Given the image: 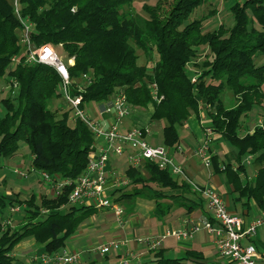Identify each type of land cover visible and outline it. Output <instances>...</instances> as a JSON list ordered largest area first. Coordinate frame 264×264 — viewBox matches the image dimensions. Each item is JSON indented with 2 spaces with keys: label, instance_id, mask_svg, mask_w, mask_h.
Instances as JSON below:
<instances>
[{
  "label": "trees",
  "instance_id": "16d2710c",
  "mask_svg": "<svg viewBox=\"0 0 264 264\" xmlns=\"http://www.w3.org/2000/svg\"><path fill=\"white\" fill-rule=\"evenodd\" d=\"M135 1L19 0V10L33 26L35 47L51 44L65 52L72 93L82 89L88 104L107 101L124 91L131 107L152 104V121H165L166 147L179 145V128L192 113L199 112L201 103L209 107L215 133L236 149L238 160L235 168L213 157L215 170L226 173L240 197L264 210V128L256 125L247 131L243 123L255 111L264 118V63L258 62L264 58V0L235 1L230 6L234 25L228 28L220 24L210 31L205 29L203 18L191 19L207 0H175L168 9L163 8L165 0H158L144 6L146 16L125 14L123 8ZM22 35L23 24L14 0H0V79L13 88L0 100L6 108V114L0 115V159L14 157L25 142L35 171L47 172L52 178L76 179L87 168L94 135L83 120L74 118L63 99L59 73L49 65L25 62L28 50ZM140 51L146 57L144 63L139 61ZM14 56L19 60L7 73ZM72 57L74 64L69 63ZM153 84H157L159 101L153 96ZM226 93L234 97L233 104L225 101ZM55 99H63V104L53 109L50 102ZM249 156L256 166L252 179L244 164ZM146 167L149 177L132 165L128 168L133 190H115L113 195L121 190L116 201L148 191L157 202L164 189L187 185L175 179L169 169L150 162ZM71 189L66 187L57 197L0 193V210L20 206L24 211L18 227L0 222V264H15L12 249L30 237L49 254L66 247L68 239L97 210L71 204ZM156 207L159 213L170 208L161 200ZM144 264L222 263L208 262L195 250L183 257H169L161 249Z\"/></svg>",
  "mask_w": 264,
  "mask_h": 264
},
{
  "label": "built area",
  "instance_id": "2783aa9c",
  "mask_svg": "<svg viewBox=\"0 0 264 264\" xmlns=\"http://www.w3.org/2000/svg\"><path fill=\"white\" fill-rule=\"evenodd\" d=\"M16 12L23 24L22 42L28 52L25 62L29 64H45L53 67L61 76L62 84L60 91L63 99L72 108L74 118L81 119L85 122L94 135L93 152L85 172L76 179L71 178H52L47 172H39L40 177L46 185L52 190V196L57 197L66 187H72L69 194V201L73 205L90 206L96 209L111 208L114 210L116 220L119 225L125 224V208L116 203L109 195V190L117 188L127 183V179L118 175L110 174L107 171V165L113 155L123 156L128 154V162L134 167L142 163L150 162L158 165L161 169H169L173 175H185L183 168L175 162L169 155V149L166 146L152 145L148 141V135L151 129L148 126L134 127L126 131L119 129V124L130 113L131 105L124 91H120L107 101H103L99 106L101 116H111L114 121L108 123L103 118H95L88 105L84 102V97L80 93L74 94L71 90V77L68 65L64 56L57 53L51 44H45L41 47H35L31 40L32 24L20 14L19 0H14ZM17 56L13 61L17 62ZM70 64H74V58L69 59ZM196 77L193 78V81ZM15 88L18 86L17 81H13ZM153 96L159 100L157 84H153ZM258 126L264 128V118L256 121ZM213 127H206L205 138L197 149V154L204 160L206 166H210L212 158L211 143ZM247 163L252 162V156L246 159ZM224 168V167H223ZM16 173L22 177H29L22 169H16ZM197 192L205 199L208 209L212 214L211 219H202L193 223L192 227L182 230L169 231L168 234L176 236L178 239L191 237L194 233L204 229L216 236V247L218 253L227 261L234 264H264L258 259V250L256 245L251 241L256 238L260 227H264V210L255 217L250 223L246 224L243 218L228 210L221 194L210 186H201L193 183ZM20 206L10 208L11 213L19 212ZM188 221V220H187ZM166 235L140 236L135 241L140 245H145L149 250L157 249L165 240ZM129 239H113L104 242L94 248L92 251L102 255H109L113 252H122L128 249ZM131 251L127 250L125 258L119 264H130L129 255ZM39 264H79L83 260L82 252H71L61 250L57 253H44L40 257H35Z\"/></svg>",
  "mask_w": 264,
  "mask_h": 264
},
{
  "label": "crops",
  "instance_id": "0c3cea01",
  "mask_svg": "<svg viewBox=\"0 0 264 264\" xmlns=\"http://www.w3.org/2000/svg\"><path fill=\"white\" fill-rule=\"evenodd\" d=\"M90 104L91 103H88L87 105ZM101 104L102 102L97 106H90L91 114L95 118H103V120L107 121L108 123H112L114 119L111 116H101L99 114V106ZM148 109L151 111L149 112L146 109L140 107H131L129 115L120 122L119 129L121 131H126L139 126H148L151 129L150 124H152L151 121L153 109L152 107H148ZM209 111L210 108L204 103H201L199 112L192 113L188 121L183 126H181L185 130L183 133H180L181 140L179 145L177 147L168 148L169 155L183 168L185 172V175H173V177L179 182H186L187 185L184 188L163 190V198H157V202L161 200L170 206V208L164 213H159L156 207V199L151 197L148 191L142 194L134 195L132 198L128 197L122 202L115 200L116 196L121 193V190H119L116 195H113L115 190L122 189L125 190L124 192L128 193L132 192L133 190L131 180L127 175V170L131 165L128 162L129 152H126V154L123 156L113 155L111 157L107 165V171L110 174L115 173L116 175L127 179L126 184L109 190V195L115 200V202L121 204L125 208V224L124 226H121L118 224L117 220H115L116 223L112 224L111 227H109L105 221H103V223L101 222V224H97L95 220H91L93 222L87 223L88 219H92L100 210L97 209L96 212L84 220V222L79 226L78 230L72 236L83 234L84 237L89 238L91 231L97 230L99 232L103 231L107 235H112L111 238L121 240L129 239L131 242L129 243L130 245L128 249H125L122 252H113L110 255H102L99 253L98 255L104 257V259L101 258L100 260L89 256L88 258H85V261L82 260L83 264H119L121 260L127 256V250L132 252L131 255H129L131 260L130 264H144L154 258L156 250L161 249H163L165 254L169 257H183L187 251L195 250L203 253L208 262L222 264L229 263V261H225V259L219 255L215 244L216 236L208 230L202 229L194 233L191 237L183 239H178L176 236L168 234L169 231L190 228L192 227L193 223L199 222L202 219H210L212 217L204 197L195 190L193 183L201 186H210L217 190V192L221 194L223 200L225 201L228 210L243 218L246 224L250 223L262 212L260 209H258L254 201H250L245 197L239 196V193L236 191L235 186L228 179L226 173L217 172L213 162H211L210 166H206V164L197 160V149L205 138L206 127H212L213 125L209 116ZM246 125L247 124H245V128L247 131H250L254 128L248 127L249 125L246 127ZM163 127V121L157 120V130L163 131ZM226 142L227 141L224 137L214 133L211 143V152L209 155L211 158L217 157L219 162H227L229 164L232 163L236 168L238 165L237 151L233 146L227 147ZM162 145L165 146L164 138ZM157 146L161 145L157 144ZM122 159H124L126 166L124 165ZM146 163L147 162L142 163L140 166L135 168H137L145 177H149V171L146 167ZM244 164L247 165V174L249 175L248 170H253V178H255L256 169H253L251 166L252 164L247 163L246 159L244 160ZM242 177L245 182V175L242 174ZM2 180L3 182L6 181V175L2 177ZM35 182L36 178L30 181L32 184ZM40 189V191H32L26 194L23 193V190L19 189H17L19 191L15 190L14 192H20L23 198H29L33 193H36L38 197H40L42 193L49 196L53 195L51 188L46 184H43ZM177 196L181 197L176 199ZM127 204L131 206L130 208H132V211L135 213L133 216L127 215ZM101 210H107L108 213H110V215L116 219L113 209L107 208ZM11 216L20 219L21 221L24 218V214H21V211L15 212L14 214H11ZM11 216L9 218H11ZM143 235H166V238L157 249L149 250L145 245H140L135 241L137 237ZM30 239V244L33 246L38 245L34 237H30ZM253 240H255L258 250V259L264 262V227H260L256 238ZM39 246L40 252L30 255L32 259H30L31 264L38 263L35 257H40L46 253L44 246ZM62 250H68L71 252H84L83 250H80L78 246L68 249L66 245V247ZM90 251L92 250L90 249Z\"/></svg>",
  "mask_w": 264,
  "mask_h": 264
},
{
  "label": "rangeland",
  "instance_id": "374dc122",
  "mask_svg": "<svg viewBox=\"0 0 264 264\" xmlns=\"http://www.w3.org/2000/svg\"><path fill=\"white\" fill-rule=\"evenodd\" d=\"M158 0H136L132 5L125 6L123 8V12L126 13H141L142 15L146 16V12L144 10V6L146 4H155ZM175 0H165L163 2V8L168 9L171 7V5L174 3ZM237 0H207L204 5L200 6L195 13L191 16V19L193 18H203L204 20V26L207 31L213 30L217 28L220 24H223L225 27H231L235 23V18L234 15L231 11L230 6ZM238 1H243V0H238ZM216 10V13H214ZM214 13V14H213ZM55 48V47H54ZM56 51L59 55L65 56V52L62 50L61 47L56 48ZM140 63H144L146 61L145 55L143 54L142 51H140ZM144 61V62H143ZM65 62L67 60L65 59ZM259 63H264V58L258 60ZM16 65V62H12L8 68H7V73L9 70L13 69L14 66ZM13 88L12 85L9 84L5 79H0V100L3 99L4 97L9 96L11 94ZM232 94L226 93L225 94V101L227 103L233 104L234 102V97L231 96ZM159 98L160 95L158 94ZM156 100V99H155ZM160 100V99H159ZM158 100V101H159ZM157 101V100H156ZM103 102V101H102ZM51 107L53 109H56L57 107L62 106L63 104V99H55L52 100L51 102ZM101 102H91L90 105H88L87 110H90V106H97ZM148 107H152L154 111V107L152 104H149ZM145 108V107H140L144 108L147 111H151L150 109ZM63 109V108H62ZM152 111V112H153ZM6 114V108L0 104V115L4 116ZM60 114V113H59ZM262 118L259 116L256 111L251 112L248 117H245V124L249 125L248 127H255L258 119ZM152 124H150L152 133L148 136V141L152 145H162L163 144V131L162 130H157V121H151ZM250 122V123H248ZM69 123L71 125L74 124V121L70 119ZM165 125V121H163ZM246 125V127H247ZM199 129V128H197ZM184 128L180 127L179 131L180 133L184 132ZM227 147H231L230 143L226 142ZM197 160L199 162H202L205 164L204 160L198 155ZM124 162V165L126 166V163L124 159H122ZM252 163V162H251ZM253 169H256V166L251 165ZM22 169L26 173H29V177H22L21 175L16 174L14 171L16 169ZM14 170V171H13ZM249 176L251 178L254 177V172L253 170H248ZM6 175V181L3 182L2 177ZM36 178V182L34 184L30 183L31 180ZM45 185V182L43 179L40 177L39 172L35 171L33 169L32 165V152L28 146L27 143L22 142L20 150L18 154H16L14 157L7 158V159H0V193L2 194H9L19 190H23V193H30L32 191H40L41 187ZM19 189V190H17ZM45 192V191H44ZM40 193V192H39ZM43 194V193H42ZM41 194V195H42ZM127 206V215L133 216L135 213L132 211V208L129 204ZM132 211V212H131ZM107 210H99L97 214L92 218L88 219L87 223L93 222L91 220H95L97 224L103 223V221L106 222V224L111 227L112 224L116 223V219L108 213ZM11 211L10 207L6 208L4 210H0V222H6L10 223L11 226L13 227H18L21 220L14 218L11 216ZM21 214H24V211H21ZM11 216V218H9ZM144 236V235H143ZM112 235H107L103 231L99 232L97 230H93L90 233V237H84L83 234H80L78 236H72L68 239L67 241V248L71 249L72 247H77L80 248V250H83L84 252L82 253L83 260L85 261V258L94 257L97 259H101L104 257L98 255V252L95 251H90L91 248H94L104 242H108L114 238H111ZM30 238L22 240L19 244H17L13 249H12V254L15 256V264L21 263V264H31L30 259H31V254L34 253H39L40 252V246L36 245L33 246L30 244ZM111 254V253H110ZM109 254V255H110ZM32 260V259H31ZM227 261V259H225ZM38 264V263H35ZM234 264V263H232Z\"/></svg>",
  "mask_w": 264,
  "mask_h": 264
}]
</instances>
